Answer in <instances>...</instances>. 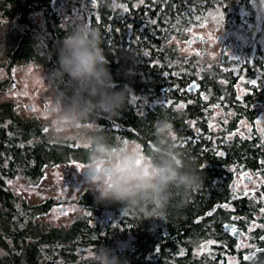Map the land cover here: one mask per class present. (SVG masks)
<instances>
[{
    "label": "trees",
    "instance_id": "obj_1",
    "mask_svg": "<svg viewBox=\"0 0 264 264\" xmlns=\"http://www.w3.org/2000/svg\"><path fill=\"white\" fill-rule=\"evenodd\" d=\"M1 1L3 17L17 20L23 27L10 35V64L26 59L53 70L56 48L75 27L61 25L55 15L57 10L50 8L52 0ZM91 5L92 13L86 23L102 35V47L113 79L118 88L128 90L126 104L115 116L97 112L84 117L96 121L101 128L92 134L89 146L73 148L67 143L51 142L43 135L39 123L18 118L13 105L0 103V246L6 252L0 257V264H77L78 248L111 247L127 240H130L129 248L114 254L120 264H227L221 254H229L233 243L223 235L219 218L208 214L225 197L227 180L220 177L215 165L212 171L220 178L214 179L212 172L200 169L205 162L214 164L217 159L213 153H207L205 123L212 115L210 107L232 108L236 115L242 116L253 102H264L263 90L248 82L245 85L250 89L245 95L239 97L236 90L241 76L250 80L256 69L259 75L264 74V60L256 57L257 53H264V45L257 41L255 48L248 50L247 46L245 61L237 71L223 70L227 68L222 66L223 61L214 63L197 77L195 57L180 54L179 47L169 44V40L174 37L181 42L185 30L196 26L204 13L215 6L228 15L233 12L235 21L242 20L238 10L245 8L250 20L255 22L257 9L264 18V0H94ZM38 12H43V26L28 21L30 15ZM234 25L238 24L234 22ZM255 29L264 36V21L255 24ZM38 44L43 47L41 54L35 51ZM192 81L198 83L199 90L188 94L184 89ZM8 85H12L9 80L0 82V89ZM136 98L147 100L142 112L137 111L139 101L133 100ZM241 100L247 106L240 105ZM251 112L254 114V110ZM162 121H167L165 127L171 129L172 138L157 136ZM192 121L201 126L196 135L190 127ZM96 137H103L113 150L125 140L136 142L143 152L146 150L150 163L153 151L146 143L167 144L178 154L195 159L202 182L187 195L174 188L163 211L159 205L151 204L130 208L109 203L104 207L84 194L78 199L87 210L82 219L67 227L37 223L35 218L47 213L53 201L29 206L12 195L7 182L17 175L38 181L45 167L66 165L71 159L85 166L89 153L95 150ZM251 149L252 144H243L229 148L227 155L249 157ZM255 151L259 158H264V141ZM104 213L109 221L100 225L96 219ZM209 240L220 242V246L211 254H197L196 250Z\"/></svg>",
    "mask_w": 264,
    "mask_h": 264
},
{
    "label": "rangeland",
    "instance_id": "obj_2",
    "mask_svg": "<svg viewBox=\"0 0 264 264\" xmlns=\"http://www.w3.org/2000/svg\"><path fill=\"white\" fill-rule=\"evenodd\" d=\"M0 0V8H1ZM238 14L242 17L241 21L234 20V13L227 14L222 12L221 8L215 6L206 11L201 18V21L186 29V36L180 42V38L172 37L169 44L179 47V53L184 56H194L197 64L196 76H200L203 70L208 69L214 63L223 62V70L233 69L237 71L245 61V49L255 48L257 41L264 45V36L257 34L255 24L264 21L263 15H260L259 9L256 11V20H250V14L245 8L238 10ZM92 13V5L83 3L77 4L73 0L63 3L57 9L55 15L59 18L61 25L70 24L76 27L82 22H87ZM243 17H247L245 20ZM231 21H230V20ZM28 21L31 25L43 26L44 16L43 12H38L30 15ZM231 22V23H230ZM236 22L238 25H234ZM233 23V24H232ZM229 24V25H228ZM23 30L17 20H10L4 18L0 9V82L8 80L12 85H8L4 89H0V103H9L13 105L16 116L22 120H33L42 126L43 135L50 139L51 142L67 143L73 148L87 147L91 144L93 139L92 134L100 130V126L96 121H90L84 118L83 121L78 119L75 115H56L62 111L61 101L58 95H55L52 86L48 83L47 77L52 72L51 68L45 67L41 63L34 61L20 59L13 64H10L9 54L12 49L10 35L17 30ZM247 34V35H246ZM205 38L206 43L195 41V37ZM220 37L217 41L216 37ZM263 39V40H261ZM189 43V44H188ZM55 46V45H54ZM42 45L35 46V51L42 52ZM207 53L206 59L200 58L201 53ZM251 52L250 54H252ZM255 57V56H254ZM257 58L264 60V53H257ZM224 58V59H223ZM252 79H246L241 76L237 80L236 90L239 97L246 94L249 88L245 85L248 82L259 91L264 92V74H258L260 71L256 69ZM254 81V83H253ZM63 95V93H60ZM203 96V95H201ZM55 100V102H54ZM135 102L139 101L137 98L133 99ZM147 104V100L143 99L138 102V112H142L143 107ZM214 106V105H213ZM259 115L257 118L258 138L264 140V102L258 103ZM231 108L223 106L210 107V120L213 117H221L224 112L226 116L232 115ZM99 117V114H97ZM59 121V124L57 123ZM226 119L224 120V123ZM245 124V123H244ZM192 126V123L190 127ZM213 128V132L217 131ZM162 131V129H161ZM242 129L235 131V134H240ZM241 135V134H240ZM165 138H172L173 134L169 132L164 136ZM132 147L140 155L142 161H147V156L136 142L125 140L121 142L119 148ZM171 148V146H169ZM168 147V148H169ZM172 149V148H171ZM116 150V149H115ZM113 150V151H115ZM85 166L79 162L71 159L70 163L66 165H57L53 167H45L43 175L38 181H31L25 179L21 175L15 176L7 182V189L12 195L29 206L42 204L47 200L53 201L52 208L47 213H42L35 218L37 223L46 227H67L72 222L82 219L87 210L78 203V199L84 194L93 198L96 203L106 207L109 203L99 202L95 195L83 185L82 171ZM243 176L251 177L252 184L246 186L242 179ZM231 186L238 194L245 190L257 189L264 187V178L261 175L243 174L238 175L232 180ZM243 189L241 192L240 190ZM100 225L106 224L109 221L107 213H104L101 218L96 219ZM252 230V226L248 227V231ZM250 235L247 234L243 240L245 244ZM130 240L119 241L111 247H85L78 248L77 264L82 262H102L110 263V257H113L115 252L121 249L129 248ZM220 243L209 240L208 243L201 245L196 250L197 254H211L215 248L219 247ZM252 247V245H250ZM238 249L240 247L237 246ZM222 250V249H221ZM5 250L0 246V257L5 254ZM227 264H235L236 256H229V254H221Z\"/></svg>",
    "mask_w": 264,
    "mask_h": 264
},
{
    "label": "clouds",
    "instance_id": "obj_3",
    "mask_svg": "<svg viewBox=\"0 0 264 264\" xmlns=\"http://www.w3.org/2000/svg\"><path fill=\"white\" fill-rule=\"evenodd\" d=\"M102 42L100 31L86 22L61 39L55 50V65L47 77L62 106V111L54 116L75 115L83 119L99 112L111 117L125 106L128 90L115 83ZM166 124L167 121L160 123L158 137L171 131ZM94 143L95 150L89 153L82 175L83 185L99 202L130 208L159 205L163 211L174 188L187 195L202 182L195 159L178 154L175 148L169 150L167 144L154 141L156 147L148 164L132 147L113 151L103 137H96ZM110 264H120L119 258L110 257Z\"/></svg>",
    "mask_w": 264,
    "mask_h": 264
},
{
    "label": "flooded vegetation",
    "instance_id": "obj_4",
    "mask_svg": "<svg viewBox=\"0 0 264 264\" xmlns=\"http://www.w3.org/2000/svg\"><path fill=\"white\" fill-rule=\"evenodd\" d=\"M239 103L243 107L247 106L243 100ZM257 104V102H253L249 109L244 110L246 114L242 116L236 115L235 110L231 108L232 115L230 117L226 116L227 114L224 112L220 118L217 116L210 120V117H208L205 123V142L209 145L206 150H208L207 153H213L217 159H215L214 164H212V161L205 162L204 167L200 169L212 172L210 174L214 179L222 177L227 180L224 185L225 197L214 204L208 214L209 217L219 218L223 235L233 243V249H229V256H236L237 261L235 264H260L264 260V187L245 190L244 192L241 189L242 193L238 194L231 186L235 175L241 177L243 174L253 176L258 174L264 178V158H259L255 151L259 148L261 141H264L258 138L256 128L259 115ZM251 110H254V114ZM225 119L226 122L224 123ZM199 122L192 121L191 130L194 131L195 135L196 132L199 133L201 127ZM213 128L218 130L213 132ZM239 129H242L241 135L235 134V131ZM243 144H252L251 156L248 157L242 154L227 155L229 148ZM144 153L149 160L146 150ZM213 165H215V170L220 172V177L217 172L212 171ZM243 177L244 184L250 186L252 184L251 177ZM249 226H252L250 232L248 231ZM226 227H230V229L227 230ZM233 232L239 233L240 237L235 238ZM247 234L250 235L247 239L249 243L245 244L243 240ZM245 256L251 258L245 260Z\"/></svg>",
    "mask_w": 264,
    "mask_h": 264
},
{
    "label": "water",
    "instance_id": "obj_5",
    "mask_svg": "<svg viewBox=\"0 0 264 264\" xmlns=\"http://www.w3.org/2000/svg\"><path fill=\"white\" fill-rule=\"evenodd\" d=\"M68 1H70V0H52V4L50 5V8L53 10V11H56L59 7H61L62 6V4L64 3L65 4V2H68ZM75 3H79V4H82V3H87V4H92V3H94V0H91V2H90V0H73ZM217 39V41H219L220 40V37L218 36V37H216ZM195 41H201L202 43H206V39L205 38H200L199 36H196L195 37V39H194ZM189 44V43H188ZM208 57V54L207 53H205V52H203V53H201L200 54V58H202V59H206ZM185 91H186V93H188V94H190V93H195V92H197L198 90H199V85H198V83L196 82V81H192V82H190V83H188L186 86H185V89H184ZM148 145L150 146V148L152 149V150H154L155 149V145H152V143H148ZM83 176V175H82ZM226 229L227 230H229L230 229V227H226ZM234 233V232H233ZM233 236L235 237V238H239L240 237V235H239V233H234L233 234Z\"/></svg>",
    "mask_w": 264,
    "mask_h": 264
},
{
    "label": "snow or ice",
    "instance_id": "obj_6",
    "mask_svg": "<svg viewBox=\"0 0 264 264\" xmlns=\"http://www.w3.org/2000/svg\"><path fill=\"white\" fill-rule=\"evenodd\" d=\"M90 2H91V0H90ZM253 83H254V81H253ZM250 258H251V257H249V256H245V257H244L245 260H248V259H250Z\"/></svg>",
    "mask_w": 264,
    "mask_h": 264
}]
</instances>
